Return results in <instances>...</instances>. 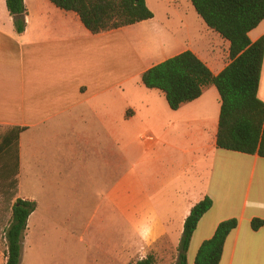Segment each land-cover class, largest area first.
Masks as SVG:
<instances>
[{
  "label": "crops",
  "instance_id": "1",
  "mask_svg": "<svg viewBox=\"0 0 264 264\" xmlns=\"http://www.w3.org/2000/svg\"><path fill=\"white\" fill-rule=\"evenodd\" d=\"M24 2L27 29L20 35L0 0L1 177L18 180V199L37 204L21 264L26 246L34 255L39 232L44 239L59 234L63 218L73 227L79 264H138L164 241L176 262L185 222L206 198L213 207L193 235L188 264L230 219L239 227L221 264H264V228L251 226L264 220V158L218 148L222 101L215 86L174 111L162 91L142 82L146 71L186 51L218 75L231 63L230 42L204 22L200 36L183 43L176 15L158 13L161 0H147L153 19L98 35L50 0ZM249 37H264V21ZM259 98L264 102V63ZM17 129L13 176L16 156L5 141ZM140 134L155 152L150 166L133 158ZM174 136L184 138L177 153H157ZM75 191L72 206L60 203L61 194Z\"/></svg>",
  "mask_w": 264,
  "mask_h": 264
},
{
  "label": "trees",
  "instance_id": "2",
  "mask_svg": "<svg viewBox=\"0 0 264 264\" xmlns=\"http://www.w3.org/2000/svg\"><path fill=\"white\" fill-rule=\"evenodd\" d=\"M61 10L76 13L94 35L121 29L155 17L147 0H50ZM198 15L213 31L230 42L231 63L218 75L192 51H186L154 66L142 76L148 89L162 91L170 108L199 99L206 87L214 85L222 101L217 146L219 149L264 158V102L259 87L264 63V37L252 42L251 31L264 21V0H190ZM16 32L27 29L24 0H6ZM19 129L5 141L9 154H15L13 176L18 174ZM37 204L18 199L13 206L10 226L6 231L8 256L6 264H21L23 242L28 220ZM206 198L195 205L185 222L175 264H188V252L201 219L212 209ZM252 229L264 228V220L255 219ZM239 227L237 219L222 222L214 235L201 246L196 264H221L226 241ZM138 264H155L149 255Z\"/></svg>",
  "mask_w": 264,
  "mask_h": 264
},
{
  "label": "rangeland",
  "instance_id": "3",
  "mask_svg": "<svg viewBox=\"0 0 264 264\" xmlns=\"http://www.w3.org/2000/svg\"><path fill=\"white\" fill-rule=\"evenodd\" d=\"M157 11L163 16L166 12L176 15V17L173 18L176 23L175 28L178 35L183 39V43H185V40H192L202 33L201 25L204 24V21L198 15L190 0H161ZM141 135L142 134L139 136L137 147L133 151V158L135 160H140L145 166H150L152 162H155V157L153 156L155 152L150 148V145H148L149 141L141 140ZM183 141L184 138L182 136H174L173 139H165L160 147H156L157 153L162 151V153H164L163 156L169 153L172 157V155L177 153L176 147L179 148ZM165 164H168V162ZM1 173L0 171V264H6L8 256L6 231L11 223L13 206L19 198V190L18 180H3ZM63 180L67 181L66 179ZM71 181H75V186L77 187L84 186V179H72ZM79 197L80 193L75 191L61 194L59 199L61 204L67 205L68 207V205L72 206ZM55 229L60 233L52 234L50 231V235H46L45 239L39 232L38 239L34 242V246H31V249H33L32 251L36 249L39 251L36 250L33 253L34 255L28 256L27 245L22 264H79L82 262L83 256H78L73 241L74 235L70 234L73 227L69 219L63 218L61 227ZM35 232L36 231H34V233ZM94 237L95 240L99 238V232H96ZM152 252L155 257V264H174L175 262V251L167 241L157 245Z\"/></svg>",
  "mask_w": 264,
  "mask_h": 264
}]
</instances>
